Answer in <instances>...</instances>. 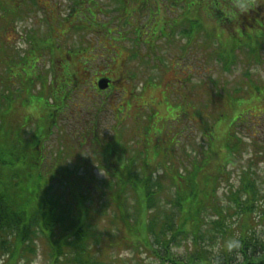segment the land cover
<instances>
[{
	"label": "rangeland",
	"instance_id": "374dc122",
	"mask_svg": "<svg viewBox=\"0 0 264 264\" xmlns=\"http://www.w3.org/2000/svg\"><path fill=\"white\" fill-rule=\"evenodd\" d=\"M189 1L191 3L193 0ZM255 1L264 4V0ZM96 2L103 7L96 9V28L93 26L88 30L86 19L69 17L75 8L74 0H3L1 7L4 9L0 11V73L3 79L0 80V85L1 81L5 85L9 84V91L15 92L14 99L19 97L17 90L20 92L23 82L27 80L19 61L22 57L28 58V54L32 58V53L37 49L29 40L48 37L53 32V38L56 35L59 37L63 47L55 51V55L62 61H58L44 50L31 62L36 66L37 77L40 75L47 78L50 84L57 88L58 81L61 77L64 78L65 67L69 68L64 64L66 60L71 62L72 67L69 69L75 74L73 95H67L70 101H64L66 104L56 112L57 121L50 124L48 132L51 135L42 149L46 160L45 170L55 168L57 171L54 177L58 180L51 185L54 188L51 197L68 206L71 199L69 194L73 188L76 190L74 181H84L87 189L89 188L87 197L92 198L91 189L95 192L93 200L87 205L90 215L86 224L96 231L97 238L100 239V243L93 244L96 257L107 263L116 260L117 264H162L153 251H147L143 247L145 241L137 245L135 239L131 238L133 233L129 234L124 229L119 206L134 226L139 211L137 196L129 185L123 186L126 191H122L118 181L110 178L108 174V171L116 170V165L113 164L106 170L107 164L99 163L100 159H95V152H99L100 156L107 141L112 147L117 145L114 147V162L119 159L116 154L118 151L134 158L138 171L144 168L146 162L147 177L162 186L159 202L163 203L162 210L165 211L170 208L166 200L172 199L176 192V187L167 175L172 174L175 166L179 169V175H188L193 166L205 158L206 152L210 160L208 169L217 171L222 163L223 148L217 144L213 151H208L210 144L219 138L224 140L228 134L234 132L235 137L245 145L240 150L238 160L226 168L225 178L229 181L223 179L219 184L218 203L225 210L229 207L230 186L236 190L247 170L252 173L258 187L264 192V95L246 94L249 84V88L256 86L264 90V49L256 56L259 61L256 64L247 59L243 50L239 51L236 54V64L230 70L225 69L226 62L217 58L218 45L205 41L206 37H203L202 32L196 41L191 43L177 34L173 35L176 36L174 40L158 38L150 52L144 45L147 40L144 32L140 33V39L131 33L133 23L126 25L129 22L126 16L119 12L117 7L114 8L110 0ZM174 9L179 14L183 8ZM163 10L165 11V8ZM170 16L171 13L167 15ZM199 16L204 20L205 28H210L213 33L217 30L214 20L202 13ZM89 18L93 22L96 21V17L92 15ZM73 21L87 26L84 30L76 32L77 23L71 25ZM138 25L142 26L141 23ZM112 27L115 30H112ZM108 28L110 34L115 33L113 42L107 37ZM219 34L220 32L217 33ZM220 37V42L226 43L230 34L225 33ZM120 39L126 41L118 42ZM243 39L245 38L242 37ZM99 42L105 46L98 54H91L93 49L97 51ZM85 48L88 52L83 53L82 59L81 55L72 59L68 55L69 50ZM128 51L138 56L140 54V59L131 60L130 57L127 60L125 57ZM113 53L116 55L115 60ZM12 54L16 68L13 66L11 69L15 74L9 70ZM229 61L232 62V59ZM104 75L116 79L115 90L107 94H101L96 89L97 78ZM151 77L156 80L150 86ZM1 90L5 92L6 87L3 86ZM39 90H42L46 97L50 96L46 94L48 89L45 88L44 91L41 84L35 93ZM20 104L18 99L15 111L7 114L6 121L16 130L18 126H23L22 118L33 114L36 120H30L24 125V132L28 137L38 123L37 118L44 112L38 106L24 115V112L17 111ZM219 113L224 116L221 120ZM238 117L240 119L234 122ZM13 120H18L15 122L17 127L14 126ZM115 126L120 127L119 132H116ZM92 127L97 132H91ZM63 130L66 131L62 132ZM85 130L87 142L83 147L79 145L77 131ZM113 132L115 133L111 135ZM118 133L119 137L116 139ZM156 149L159 155L154 154ZM144 151L153 153L146 157ZM61 154L63 157L58 161ZM53 163H57V166ZM67 180L71 182L70 186ZM198 181L201 182L202 179L198 178ZM70 205L73 206V203ZM257 214L253 216V221L242 220L245 223L243 230L247 232L253 224V231L264 239V219ZM215 218L211 213L205 214L206 220ZM236 224L237 220L234 226ZM120 236L128 238L129 241H118ZM236 236H239L238 230ZM218 242L208 243L216 258L223 256L222 247ZM186 244L188 243L184 239H178L171 248L174 256L185 259ZM152 245L154 248L153 242ZM36 248L34 256L27 261H20L19 264H49L46 257L47 240L39 238ZM155 248H158L157 245ZM236 252L237 247L231 252L233 257H236Z\"/></svg>",
	"mask_w": 264,
	"mask_h": 264
},
{
	"label": "trees",
	"instance_id": "16d2710c",
	"mask_svg": "<svg viewBox=\"0 0 264 264\" xmlns=\"http://www.w3.org/2000/svg\"><path fill=\"white\" fill-rule=\"evenodd\" d=\"M110 2L126 16L127 21H135L131 33L140 39V33L144 32L150 44L158 38L174 40L177 35L185 37L191 43L193 40L195 42L202 32L203 37H206L205 41L218 45L217 58L227 63L226 70H230L236 64V54L239 51L243 50L247 59L256 64L259 63L256 56L264 49V4H259L255 0H193L191 3L189 0H110ZM1 3L3 0H0V11L4 9ZM74 6L69 17L87 21L90 20V15L98 17L96 9L103 7L97 4L96 0H74ZM174 7L183 9L177 14ZM169 13L172 16L167 17ZM201 13L216 22L217 30L214 33L210 28L204 27L205 22L199 16ZM74 22L76 21L72 23ZM139 23L142 26H139ZM80 25L77 23L76 32L85 29L86 26ZM93 26L96 28L94 24H90L86 29L90 30ZM225 33L230 34V38L226 43H221L220 35ZM53 34L54 32L47 35L48 37L29 40L37 47L32 53L34 58L45 50L58 61H62L54 54L55 50H59V47L55 48L60 39L57 35V38L56 36L53 38ZM113 37L115 36H112L111 40ZM242 37L245 39L242 40ZM59 46H63L62 43ZM0 50L2 51V47ZM80 51L71 52L78 55ZM229 59H232L233 63ZM19 63L25 65L30 73L22 85L23 89L20 92L17 90L19 97L14 99L15 92L9 91V84L5 85L1 81L0 85V264H19L20 261L29 260L36 254V242L39 238L47 240L46 257L49 264H117L116 260L107 263L97 258L94 252L93 244L100 239L97 238L96 231L86 224L90 215L87 205L93 200L94 189H91L92 198H88L89 188L87 189L84 181L77 179L74 181L76 190L73 188L69 194L73 206L70 203L67 206L59 199L51 197L54 190L51 185L58 180L54 177L57 171L55 168L45 170L42 149L51 135L48 132L50 124L57 121L55 115L64 101L66 83L61 80L60 88L56 89L57 87L50 84L47 78L40 75L37 77V73L32 72L30 62L25 57H22ZM66 72L65 77L71 79L73 72L71 70ZM1 79L3 77L0 73ZM39 84L44 91L45 88L48 89L46 93L50 95L48 98L42 94V90L35 93ZM3 86L7 92L1 90ZM249 86L250 84L247 88L252 92L247 90L246 94L264 95V90H260V87ZM18 99L21 101L17 109L19 113L24 112L25 115L38 106L44 112L37 118L38 123L32 135L28 137L24 132V125L30 120H36L33 114L22 118L23 126H18L16 130L6 121L7 114L15 111ZM175 112L177 113V110ZM223 117L221 115L220 120ZM239 119L240 117L234 122ZM13 122L17 127L15 122L18 120ZM228 135L224 140L219 138L212 141L208 150L213 151L217 144L223 148L222 163L217 171L212 172L208 169L210 160L206 152L200 165H194L188 175H179L177 166L172 174L167 175L176 187V192L172 199L166 200L170 208H164L165 211L162 210L163 203L159 202L162 186L152 181L151 177H147L146 162L141 171L137 170L133 158L129 162L126 159L125 161L115 159L114 162V147L107 143L103 145L104 152L100 153V156L99 152H95V159H100L99 163L107 164L106 170L109 166L116 165V170L112 169L108 174L110 178L118 181L122 191L125 192L124 187L129 185L137 196L139 211L134 226L130 224L127 215H124L122 207L119 206L124 229L129 234L133 233L131 238L135 239L137 245L145 241L143 247L147 251H153L154 256L162 264H264V239L253 231V224L247 232L243 230L244 222L253 221L255 214L259 213L258 217L262 216L264 219V192L258 187L252 173L248 170L244 173L236 190L230 186L228 196L230 205L226 210L218 203L219 184L223 179L229 181L225 178L226 168L238 160L240 150L245 145L242 140L235 137L234 132ZM78 141L81 146L87 142L85 137ZM155 151L157 153L154 154L159 155V151L157 149ZM150 153L153 152L149 151L147 156ZM62 157L63 154L58 161ZM198 178L202 181L199 182ZM68 185L70 186L71 182ZM210 213L216 217L211 221L205 219V214ZM236 230L239 231V236H236ZM121 237H118V241L121 239L129 241L128 238ZM178 239H184L188 243L185 259L177 258L171 250ZM230 240L239 242L236 257L231 254L234 248L231 250L227 248ZM215 241H219L222 247V257L216 258L208 247V243L212 244ZM155 245L158 248H155Z\"/></svg>",
	"mask_w": 264,
	"mask_h": 264
},
{
	"label": "clouds",
	"instance_id": "9594fccd",
	"mask_svg": "<svg viewBox=\"0 0 264 264\" xmlns=\"http://www.w3.org/2000/svg\"><path fill=\"white\" fill-rule=\"evenodd\" d=\"M239 246V242L236 241V240H230L228 243H227V248L229 250H231L232 248H235V247H238Z\"/></svg>",
	"mask_w": 264,
	"mask_h": 264
},
{
	"label": "water",
	"instance_id": "95a60500",
	"mask_svg": "<svg viewBox=\"0 0 264 264\" xmlns=\"http://www.w3.org/2000/svg\"><path fill=\"white\" fill-rule=\"evenodd\" d=\"M99 86H100L101 89H105V88H107V86H108V82H106V81H101L100 84H99Z\"/></svg>",
	"mask_w": 264,
	"mask_h": 264
},
{
	"label": "flooded vegetation",
	"instance_id": "af4514ba",
	"mask_svg": "<svg viewBox=\"0 0 264 264\" xmlns=\"http://www.w3.org/2000/svg\"><path fill=\"white\" fill-rule=\"evenodd\" d=\"M113 88V84L110 85L109 89L108 90H111Z\"/></svg>",
	"mask_w": 264,
	"mask_h": 264
}]
</instances>
